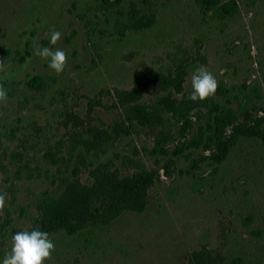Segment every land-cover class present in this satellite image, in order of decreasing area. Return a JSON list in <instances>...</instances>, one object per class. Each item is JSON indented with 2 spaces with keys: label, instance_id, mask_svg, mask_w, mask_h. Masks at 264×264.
Masks as SVG:
<instances>
[{
  "label": "rangeland",
  "instance_id": "rangeland-1",
  "mask_svg": "<svg viewBox=\"0 0 264 264\" xmlns=\"http://www.w3.org/2000/svg\"><path fill=\"white\" fill-rule=\"evenodd\" d=\"M237 3L221 19L196 0H154L157 24L124 32L97 0H0V86L8 93L0 102V264L16 232L42 231L50 214L91 210L121 212L75 234L48 233L55 250L45 264H264V142L242 138L222 163L210 150L185 147L205 109L194 111L184 137L168 116L166 152L157 146L160 127L136 126L105 152L81 138L123 120L126 105L186 98L201 65L218 88L232 90L233 107L250 101L239 123L262 122L264 0ZM51 30L62 33L56 45ZM34 42L67 53L63 73L34 54ZM36 74L46 89L27 84ZM142 170L155 180L138 209H124L120 182Z\"/></svg>",
  "mask_w": 264,
  "mask_h": 264
},
{
  "label": "trees",
  "instance_id": "trees-1",
  "mask_svg": "<svg viewBox=\"0 0 264 264\" xmlns=\"http://www.w3.org/2000/svg\"><path fill=\"white\" fill-rule=\"evenodd\" d=\"M101 2L109 15L115 13L122 19L124 32L127 30H146L155 26L158 22L157 13L153 10L154 0H97ZM202 12L207 14L212 12L221 19L231 17L237 11V0H230L224 3L223 0H196ZM252 2L256 0H250ZM21 60L25 61L24 54ZM27 84L34 90H44L49 86V82L41 75H32L27 80ZM232 90L223 84L217 89L218 94L224 99L213 97L203 102H193L188 96L183 99L172 97V94L160 95L153 105L134 103L125 106V118L115 122L110 128H92L91 137L83 139L84 145L92 146L93 151L105 152L107 145L119 139L122 135H131L135 132L136 126L160 127L157 134V146L162 148L173 136L165 131L169 122L168 116L180 124L178 133L184 137L189 127L192 126V114L194 111L205 109V122L202 123L196 134L186 146L203 147L205 151L210 150L211 159L216 163H222L235 147L238 146L242 138H252L264 142V119L257 125L239 123L240 114L246 110L243 103L239 108L232 105L230 93ZM230 130V131H229ZM189 148V147H188ZM184 152V149H180ZM155 172L142 170L132 178L123 179L119 185V203L124 205V209H138L145 197L148 187L155 180ZM50 202V201H49ZM118 207L119 204L117 203ZM121 211H117L113 216L106 218L95 213V210L86 211L84 217H77L71 214L62 216L48 215L40 224L42 231L47 233L56 232L57 229H65L70 234H75L81 229L94 226L101 220V223L117 217ZM95 213L93 216L91 214ZM107 211L104 212L106 215ZM76 220V221H74ZM90 221V223H89Z\"/></svg>",
  "mask_w": 264,
  "mask_h": 264
},
{
  "label": "clouds",
  "instance_id": "clouds-1",
  "mask_svg": "<svg viewBox=\"0 0 264 264\" xmlns=\"http://www.w3.org/2000/svg\"><path fill=\"white\" fill-rule=\"evenodd\" d=\"M62 38L60 31L51 30L50 44L56 45ZM34 54L48 62V67L57 75L64 72L68 64V56L64 50L42 47L34 42ZM5 62H0V71ZM192 92L188 99L193 102H203L216 94L218 81L215 76L203 65L199 66L191 75ZM8 99L5 88L0 86V102ZM5 193H0V211L5 208ZM10 252H7L3 264H45L55 250V244L49 239L47 232L34 229L16 232L12 237Z\"/></svg>",
  "mask_w": 264,
  "mask_h": 264
}]
</instances>
